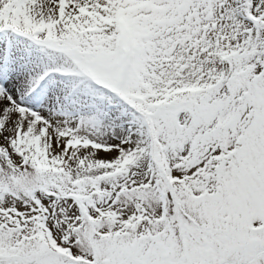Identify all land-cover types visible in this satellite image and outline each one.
I'll return each mask as SVG.
<instances>
[{
	"label": "snow or ice",
	"instance_id": "6c2138e0",
	"mask_svg": "<svg viewBox=\"0 0 264 264\" xmlns=\"http://www.w3.org/2000/svg\"><path fill=\"white\" fill-rule=\"evenodd\" d=\"M0 264H264V0H0Z\"/></svg>",
	"mask_w": 264,
	"mask_h": 264
}]
</instances>
